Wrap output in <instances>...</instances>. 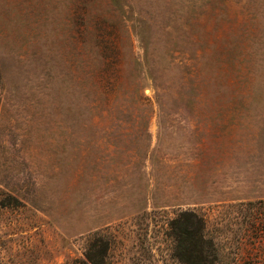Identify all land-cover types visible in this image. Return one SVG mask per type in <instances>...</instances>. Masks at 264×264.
<instances>
[{
	"label": "rangeland",
	"instance_id": "1",
	"mask_svg": "<svg viewBox=\"0 0 264 264\" xmlns=\"http://www.w3.org/2000/svg\"><path fill=\"white\" fill-rule=\"evenodd\" d=\"M182 212L264 264V0H0V264H186Z\"/></svg>",
	"mask_w": 264,
	"mask_h": 264
},
{
	"label": "trees",
	"instance_id": "2",
	"mask_svg": "<svg viewBox=\"0 0 264 264\" xmlns=\"http://www.w3.org/2000/svg\"><path fill=\"white\" fill-rule=\"evenodd\" d=\"M172 224L184 227V233L178 231L175 235L176 242L179 244L177 248L180 250L177 257L180 260L186 264H215L217 257L214 244L211 240H202V221L194 213L182 212L177 215ZM183 234L190 238L183 239V241L187 242L186 246L181 240ZM90 262L97 264L92 259H90Z\"/></svg>",
	"mask_w": 264,
	"mask_h": 264
}]
</instances>
